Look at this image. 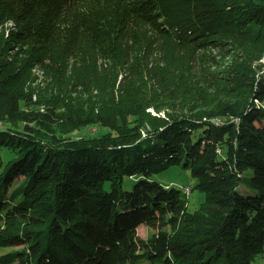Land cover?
I'll use <instances>...</instances> for the list:
<instances>
[{
	"label": "trees",
	"instance_id": "obj_1",
	"mask_svg": "<svg viewBox=\"0 0 264 264\" xmlns=\"http://www.w3.org/2000/svg\"><path fill=\"white\" fill-rule=\"evenodd\" d=\"M263 59L264 0H0V264L264 260Z\"/></svg>",
	"mask_w": 264,
	"mask_h": 264
},
{
	"label": "rangeland",
	"instance_id": "obj_2",
	"mask_svg": "<svg viewBox=\"0 0 264 264\" xmlns=\"http://www.w3.org/2000/svg\"><path fill=\"white\" fill-rule=\"evenodd\" d=\"M103 132H105L104 129H98L97 131H94V129L89 130V128H85L81 131L74 133L73 136H90ZM252 175L253 171L251 169L247 170L243 174L242 183L239 187V190L242 193L246 194L255 191V189L251 187V184L249 182L252 178ZM156 179L164 184H169L177 189H180V192L183 197L188 199L189 209L191 211L199 209L202 203L205 201L204 193L194 188L197 182L196 178H194L187 170L174 166L170 169H166L161 172L158 176H156ZM127 186L128 188H130L128 183ZM153 231L154 230L147 227L146 225H141L138 228V236L142 239H147ZM254 264H264V260L261 256H259L255 260Z\"/></svg>",
	"mask_w": 264,
	"mask_h": 264
}]
</instances>
